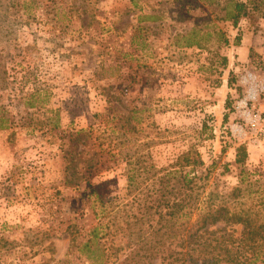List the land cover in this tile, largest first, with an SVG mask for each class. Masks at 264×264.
Instances as JSON below:
<instances>
[{
	"label": "rangeland",
	"instance_id": "obj_1",
	"mask_svg": "<svg viewBox=\"0 0 264 264\" xmlns=\"http://www.w3.org/2000/svg\"><path fill=\"white\" fill-rule=\"evenodd\" d=\"M228 1L0 0V264H90L70 232L85 240L96 199H137L140 217L148 178L187 154L204 197L264 222V126L242 107L244 76L264 77V0H241L256 3L237 26Z\"/></svg>",
	"mask_w": 264,
	"mask_h": 264
},
{
	"label": "trees",
	"instance_id": "obj_2",
	"mask_svg": "<svg viewBox=\"0 0 264 264\" xmlns=\"http://www.w3.org/2000/svg\"><path fill=\"white\" fill-rule=\"evenodd\" d=\"M252 3L256 2L228 1L226 19L237 26L242 18L249 16ZM158 18L145 14L141 20ZM237 39L239 44L240 36ZM26 105L36 106L32 101ZM10 123L0 106V129L8 128ZM238 150L237 162L244 163L246 148L240 146ZM183 159L185 164H180L174 172L148 178L152 181L145 187L148 198L139 203L143 207L140 217L130 210L137 199L117 206L96 199L99 204L93 203L92 207L99 222L88 230L85 240L80 241L77 232H70L73 246L87 256L90 264H114L112 258L121 252L124 257L117 264H264L262 218L253 212H233L225 202L216 203L213 191L204 197L209 188L204 161L200 158L191 161L189 154ZM135 217L134 222L129 220ZM138 223L140 227L136 230ZM237 226H242L239 234H236ZM118 233L127 237L116 245ZM177 238L180 251L171 246Z\"/></svg>",
	"mask_w": 264,
	"mask_h": 264
},
{
	"label": "built area",
	"instance_id": "obj_3",
	"mask_svg": "<svg viewBox=\"0 0 264 264\" xmlns=\"http://www.w3.org/2000/svg\"><path fill=\"white\" fill-rule=\"evenodd\" d=\"M243 83L247 85L245 98L242 101L243 115L251 130L258 133L264 126V77L248 72L243 78ZM260 98H263V101L261 106L256 108L255 103ZM255 142L262 143L260 139H256Z\"/></svg>",
	"mask_w": 264,
	"mask_h": 264
}]
</instances>
